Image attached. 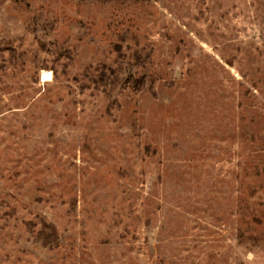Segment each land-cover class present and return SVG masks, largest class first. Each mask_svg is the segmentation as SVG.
<instances>
[{"label": "rangeland", "instance_id": "obj_1", "mask_svg": "<svg viewBox=\"0 0 264 264\" xmlns=\"http://www.w3.org/2000/svg\"><path fill=\"white\" fill-rule=\"evenodd\" d=\"M0 264H264V0H0Z\"/></svg>", "mask_w": 264, "mask_h": 264}, {"label": "trees", "instance_id": "obj_2", "mask_svg": "<svg viewBox=\"0 0 264 264\" xmlns=\"http://www.w3.org/2000/svg\"><path fill=\"white\" fill-rule=\"evenodd\" d=\"M244 203H245V201H244ZM41 225H42V227L38 230V233H40V232H45L46 229L48 228V225H47L44 221H42V220H41ZM52 230L56 233L54 227H52ZM239 233H240V236H241V234H242L241 229H239ZM38 236H39V235H38ZM38 238H42V237L39 236ZM56 238H57V237L55 236V237H54V240H56ZM42 239H43V240H42L43 244L46 245L44 238H42Z\"/></svg>", "mask_w": 264, "mask_h": 264}, {"label": "bare ground", "instance_id": "obj_3", "mask_svg": "<svg viewBox=\"0 0 264 264\" xmlns=\"http://www.w3.org/2000/svg\"><path fill=\"white\" fill-rule=\"evenodd\" d=\"M50 72L49 71H44L43 73H42V79H44V80H48L49 78H50Z\"/></svg>", "mask_w": 264, "mask_h": 264}]
</instances>
